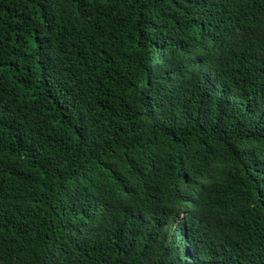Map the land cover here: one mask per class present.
<instances>
[{
	"label": "trees",
	"instance_id": "obj_1",
	"mask_svg": "<svg viewBox=\"0 0 264 264\" xmlns=\"http://www.w3.org/2000/svg\"><path fill=\"white\" fill-rule=\"evenodd\" d=\"M0 264H264V0H0Z\"/></svg>",
	"mask_w": 264,
	"mask_h": 264
}]
</instances>
